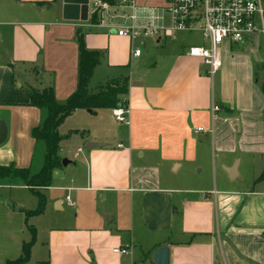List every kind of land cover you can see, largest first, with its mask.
<instances>
[{
  "label": "crops",
  "instance_id": "0c3cea01",
  "mask_svg": "<svg viewBox=\"0 0 264 264\" xmlns=\"http://www.w3.org/2000/svg\"><path fill=\"white\" fill-rule=\"evenodd\" d=\"M77 32L88 50L101 53L90 93L129 80L120 98L128 125L112 109L76 110L60 124L59 157L69 164L38 190L46 201L39 215H28L39 200L21 180L0 178V264L21 257L29 227L35 241L26 264H155L160 248L168 249L169 264H264L258 37L208 78L176 47L140 42L141 55L132 58L129 41L105 26L65 20L62 0H0V165L31 176L42 168L45 146L31 131L46 112L29 105V90L50 88L58 104L76 91ZM212 104L219 107L214 114ZM88 143L102 147L88 151ZM117 247L129 255H114Z\"/></svg>",
  "mask_w": 264,
  "mask_h": 264
},
{
  "label": "built area",
  "instance_id": "2783aa9c",
  "mask_svg": "<svg viewBox=\"0 0 264 264\" xmlns=\"http://www.w3.org/2000/svg\"><path fill=\"white\" fill-rule=\"evenodd\" d=\"M93 14L98 16V25L129 41L132 58L141 55V48L134 46L136 42L159 44L169 38L173 42L190 43L187 38L175 36H198L199 43L182 49L181 53L198 60L208 78L220 70L224 46L244 43L252 36L264 40V0H89L88 21ZM211 111L214 114L219 107L212 104ZM128 113L124 106L112 109L114 119L120 124L128 125ZM66 202L72 205L69 198ZM112 253L125 257L129 249L117 247Z\"/></svg>",
  "mask_w": 264,
  "mask_h": 264
},
{
  "label": "trees",
  "instance_id": "16d2710c",
  "mask_svg": "<svg viewBox=\"0 0 264 264\" xmlns=\"http://www.w3.org/2000/svg\"><path fill=\"white\" fill-rule=\"evenodd\" d=\"M101 1L112 2L113 0ZM89 22L91 25H98V16L93 14ZM76 41L78 47L77 87L76 91L68 97L65 103L58 104L50 88L42 91L29 90V105L46 112V118L42 125L31 131L32 138L43 142L45 146L42 168L36 175L30 176L27 169H16L13 164L0 165V178L21 180L23 185L38 198V208L36 211L28 214L31 216L39 215L44 211L46 201L38 190L49 187L52 171L62 166L58 146L61 138L57 132L60 124L76 110H89L93 113L100 109H115L127 106L120 98L128 94V79L110 81L100 87L95 93L88 91V82L92 77L94 69L100 63L101 53L99 51L88 50L80 32H77ZM28 230L32 236L31 242L22 246V255L19 259L7 261L6 264H26L29 261L30 250L35 241V231L31 227Z\"/></svg>",
  "mask_w": 264,
  "mask_h": 264
},
{
  "label": "water",
  "instance_id": "95a60500",
  "mask_svg": "<svg viewBox=\"0 0 264 264\" xmlns=\"http://www.w3.org/2000/svg\"><path fill=\"white\" fill-rule=\"evenodd\" d=\"M116 1V0H114ZM63 4V18L70 21L86 22L88 20V4L89 0H62ZM90 112L89 110H87ZM6 138V128L2 122H0V144L4 142ZM102 145L96 143H88L86 150H92L95 148H101ZM62 166H67L69 162L63 159ZM233 169L226 170L229 178L232 179L231 173ZM152 260L155 264H169V251L166 248H160L156 250L152 256Z\"/></svg>",
  "mask_w": 264,
  "mask_h": 264
},
{
  "label": "rangeland",
  "instance_id": "374dc122",
  "mask_svg": "<svg viewBox=\"0 0 264 264\" xmlns=\"http://www.w3.org/2000/svg\"><path fill=\"white\" fill-rule=\"evenodd\" d=\"M176 38H178V39H181V38H187V40H189V42L190 43H188V42H186V43H183V42H178V41H175V42H173L171 39H169V38H166V39H163L160 43H159V45L156 47L157 49H163V48H165V49H168V48H170V49H173V48H175L176 47V49H177V51H176V53L177 52H182V49H186L188 46H190V45H193V44H197V43H199V38H198V36H193V35H188L187 37H185V36H183V35H181V34H178V35H176L175 36ZM252 38H257L256 36H252ZM259 38V37H258ZM249 40V39H248ZM247 40V41H248ZM246 41V42H247ZM257 41H259L258 43H261V41H262V38H259ZM150 42H152V41H150ZM246 42H244V43H240V44H236V45H232V46H230V47H227V46H224L222 49H221V62L223 61V59H224V57H227V55L228 54H230V53H233V54H238V55H244V54H246L247 52H245V51H247V50H245L246 48H245V43ZM155 43V42H154ZM192 43V44H191ZM138 46H140V48L142 49L143 48V44H140V42H138V44H137ZM254 48V47H253ZM156 49V50H157ZM257 49V48H256ZM264 49H263V47L261 46V49L259 48V49H257V52L258 51H263ZM171 51V50H170ZM155 52H154V50L153 49H151V51H150V54H154ZM222 68V67H221ZM221 68H220V70H221ZM219 70V71H220ZM216 77H217V74H216ZM257 78H259V77H257ZM216 79V78H215ZM260 80V79H259ZM199 175H201L202 177L203 176H205L206 175V169H204L203 170V173H198ZM208 174H209V172H208ZM31 176V175H30ZM210 184L212 185L213 184V181L211 180L210 181Z\"/></svg>",
  "mask_w": 264,
  "mask_h": 264
}]
</instances>
